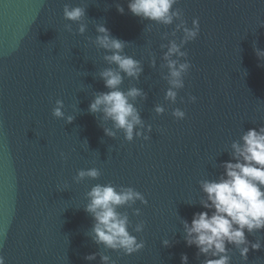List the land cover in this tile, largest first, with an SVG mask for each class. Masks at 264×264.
<instances>
[{"label":"water","instance_id":"water-1","mask_svg":"<svg viewBox=\"0 0 264 264\" xmlns=\"http://www.w3.org/2000/svg\"><path fill=\"white\" fill-rule=\"evenodd\" d=\"M129 0H0V255L5 264H102L100 254L115 264H202L195 246L184 240L182 220L205 211L199 181L215 179L231 160V143L253 127L264 126V66L256 48L264 49V0H177L181 19L200 35L185 47L192 63L177 102L165 100L168 82L163 59L173 25L142 20L128 10ZM65 4L86 9L79 25L64 19ZM117 5L124 7L121 14ZM71 24V31L67 26ZM125 41L124 54L143 66L140 79L125 75L121 89H142L147 98L132 101L150 139L116 138L102 113L88 111L95 95L107 92L100 73L113 67L110 54L95 44L97 27ZM155 60V66H153ZM197 97L195 103L189 96ZM64 101L67 123L52 115ZM163 105L165 113L155 112ZM187 117L177 120L175 108ZM146 131V129H145ZM147 134V132H146ZM64 153L67 159L61 157ZM96 167L98 179L77 183L81 169ZM131 186L148 200L123 206L130 231L145 242L133 255L97 245L94 220L84 208L95 184ZM186 202H193L192 204ZM139 208L141 215L134 210ZM145 222L141 233L135 225ZM171 241L165 247L163 240ZM264 241V231L248 234ZM97 254L94 261L85 257ZM232 264H264V247L250 250L247 261L238 250Z\"/></svg>","mask_w":264,"mask_h":264},{"label":"clouds","instance_id":"clouds-1","mask_svg":"<svg viewBox=\"0 0 264 264\" xmlns=\"http://www.w3.org/2000/svg\"><path fill=\"white\" fill-rule=\"evenodd\" d=\"M176 4L177 0H129L127 5L128 10L142 20L164 25H173L177 20L180 21L175 23L172 35L177 37V34L182 32V37L162 45L167 48L163 59L168 68V74L164 77L168 82L164 98L171 104L177 102L179 90L185 88V77L193 67L185 47L200 35L199 18L193 19L192 26L189 27L187 21L181 19L183 13L176 9ZM117 8L124 14L123 6L117 5ZM63 15L65 20L79 25L81 35L85 33L87 26L83 23L86 15L84 7L65 4ZM67 28L71 31V24ZM97 32L99 35L95 44L110 53L104 58L116 67L106 68L100 73L109 91L96 94L88 111L92 114L102 113L104 120L111 121L112 128L103 129L106 136L116 138L117 132H123L124 139L128 142L137 137L148 140L152 126L145 125L139 109L132 102L140 97L146 99V93L137 87H131L127 91L121 89L125 75L137 81L140 79L144 71L143 66L133 56L124 54L126 42L115 38L105 25H99ZM255 51L258 59L264 62V49L256 48ZM261 66H264V63ZM189 100L195 103L197 97L190 95ZM64 108V101L57 99L52 115L72 123L75 117L66 115ZM165 111L163 105L155 106L157 114L162 115ZM172 116L183 120L187 113L177 107L172 111ZM230 155L231 160L222 164L223 172L218 178L199 181L204 194L199 203L205 211L194 213L191 223L182 220L184 240L187 246H195L198 249V257H204L202 264H232L230 253L234 249L247 261L250 250H260L264 247V241L256 239L252 242L248 239V234L264 231V126L247 129L239 140L231 143ZM61 157L67 159L64 153H61ZM100 176L101 171L93 167L79 170L74 180L79 183L86 178L95 180ZM86 195L88 203L84 210L94 220L91 234L95 244L123 252L125 255H133L144 249L145 242L130 231L129 215L119 210L126 205H135L137 201L147 205L148 200L142 192L131 186L118 188L108 183L95 184ZM134 214L141 215V210L135 209ZM144 228L145 222L141 221L135 225L134 231L141 233ZM162 243L165 247L171 246L169 239L163 240ZM96 258V253L85 257L88 261H94ZM100 260L102 264H115L109 255L100 254ZM181 261L182 264H189L187 254L181 256ZM0 264H5L3 255H0Z\"/></svg>","mask_w":264,"mask_h":264}]
</instances>
